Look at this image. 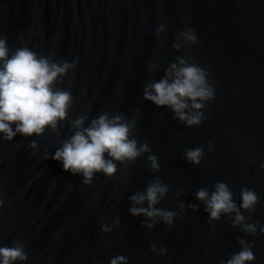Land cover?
Segmentation results:
<instances>
[{"label": "water", "instance_id": "obj_1", "mask_svg": "<svg viewBox=\"0 0 264 264\" xmlns=\"http://www.w3.org/2000/svg\"><path fill=\"white\" fill-rule=\"evenodd\" d=\"M2 38L10 55L26 47L72 65L52 85L71 95L55 128L0 134V247L22 245L28 259L17 264H225L246 246L264 264V0H0ZM180 60L203 69L214 92L201 109L189 101L185 112L202 114L191 126L145 99ZM101 115L120 117L149 150L85 183L52 157L82 130L75 121L87 128ZM197 148L199 163L189 162ZM154 183L167 188L153 207L175 214L170 225L130 212L148 208L130 198ZM218 183L237 211L212 219L196 193ZM244 189L258 196L251 210L240 207Z\"/></svg>", "mask_w": 264, "mask_h": 264}, {"label": "clouds", "instance_id": "obj_2", "mask_svg": "<svg viewBox=\"0 0 264 264\" xmlns=\"http://www.w3.org/2000/svg\"><path fill=\"white\" fill-rule=\"evenodd\" d=\"M183 35L188 41L196 42L197 37L192 29ZM70 67L72 65L68 63H50L47 58L38 57L26 47L19 48L10 55L6 38L0 39V134L5 139L12 140L17 134L40 135L46 127L55 128L57 122L66 117L71 95L54 90L52 85ZM213 97L214 92L208 86L205 71L196 65H188L184 60H180L179 65L172 64L164 78L145 88V99L157 106L170 107L189 126L199 124L202 118L198 111L185 112L189 101L191 108L198 110L203 107L198 101ZM75 126L82 130L76 131L52 158L60 161L65 171L82 174L85 183H89L96 172L113 175L116 172L113 161L133 160L141 152L149 150L147 145L137 149L136 141L128 138L129 125L122 123L120 117L109 119L106 115H101L87 128H83V120L75 121ZM105 153L110 159L105 158ZM185 155L189 162L199 163L202 149L188 150ZM150 160L153 168H157L156 158L150 157ZM166 191L167 188L159 183L150 185L145 193L130 198L137 204L147 201L148 208L133 207L130 212L132 215L144 214L148 218L160 216L170 225L175 214L153 207ZM196 195L199 200L205 201L206 211L212 219H218L222 213L237 211L232 193L224 183H218L211 194L202 189ZM241 201L240 207L251 210L257 203L258 196L254 190L244 189ZM243 220L244 217L237 212L235 222ZM102 230L110 229L105 227ZM245 231L254 232L255 226L246 225ZM27 259V253L20 244L14 242L11 247H0V264H17ZM255 259L251 247L246 246L233 254L225 264H252ZM110 264H127V258L116 256L110 260Z\"/></svg>", "mask_w": 264, "mask_h": 264}]
</instances>
